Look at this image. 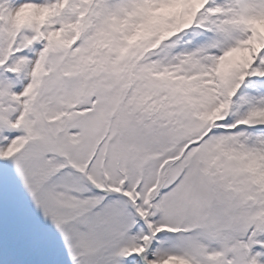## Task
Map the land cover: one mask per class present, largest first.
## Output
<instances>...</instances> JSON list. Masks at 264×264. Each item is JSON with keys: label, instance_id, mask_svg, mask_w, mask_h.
<instances>
[{"label": "snow or ice", "instance_id": "obj_1", "mask_svg": "<svg viewBox=\"0 0 264 264\" xmlns=\"http://www.w3.org/2000/svg\"><path fill=\"white\" fill-rule=\"evenodd\" d=\"M0 264H264V0H0Z\"/></svg>", "mask_w": 264, "mask_h": 264}]
</instances>
